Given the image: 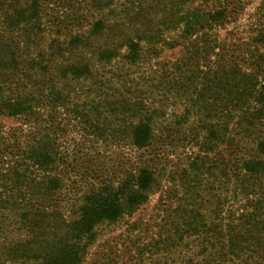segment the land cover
Here are the masks:
<instances>
[{
    "label": "trees",
    "instance_id": "1",
    "mask_svg": "<svg viewBox=\"0 0 264 264\" xmlns=\"http://www.w3.org/2000/svg\"><path fill=\"white\" fill-rule=\"evenodd\" d=\"M70 1L0 0V121L17 122L0 123V264H82L94 228L131 214L156 187L153 172L140 168L116 188L104 185L79 196L72 217L58 212L57 195L71 172V155L61 144L69 130L79 128L80 139L111 133L110 122L98 121L106 109L123 117L118 128L140 150L151 144L155 124L153 107L142 100L107 101L106 77L96 70L115 58L120 40L126 49L121 60L137 65L140 33H124L119 16L131 26L143 10L114 13L112 0H88L89 14L110 9L83 27L88 18L76 16L80 7L66 13ZM246 3L222 0L213 10H174L165 17L179 29L184 50L172 65L171 89L185 111L170 138L193 117L189 139L205 154L191 158L189 171L178 175L176 206L164 208V237L154 242L176 264H264V6L242 29L237 22ZM233 24L223 38L211 34ZM81 83L89 85L80 100L82 89L73 86ZM213 168L219 186L210 199L216 201L195 204L200 172L210 178Z\"/></svg>",
    "mask_w": 264,
    "mask_h": 264
},
{
    "label": "rangeland",
    "instance_id": "2",
    "mask_svg": "<svg viewBox=\"0 0 264 264\" xmlns=\"http://www.w3.org/2000/svg\"><path fill=\"white\" fill-rule=\"evenodd\" d=\"M87 1L71 0L66 10L70 15L73 8L80 7L81 11L76 10L78 13L76 16L88 18V22L81 21L83 27H88L90 24L87 23H92L100 15L109 13L108 9H110L105 8L103 12L93 11L89 14L86 8ZM177 1L180 5L174 6ZM221 1L112 0L111 8L114 13L122 11L123 8L131 11L136 10L135 8L143 10V15L132 20L134 25L131 26L119 16L124 33L127 32L132 38H136V33H140L138 40L141 58L136 66L126 65L120 57L126 52L120 44L123 40H120L121 42L114 44L115 58L109 64L97 66L96 70H100L106 77L104 97L107 101L128 96L130 100L139 99L153 107L151 108L155 113L153 139L145 149L133 148L121 132L124 129L118 128L120 121L124 120L123 117L116 114L112 116L106 112V109L105 112L99 110L98 121L100 124L110 122L111 133L106 130L107 132L98 138L80 139L82 133L79 128L74 127L69 130L61 139V144L63 150L71 155V159L67 160L71 172L64 182L65 191L57 195L60 201L58 212H61L65 219L72 217V210L77 209L75 205L79 196L104 185L116 188L126 176L136 175L140 168H148L153 172L156 187L149 193L147 201L135 208L131 214L124 215L113 223H104L94 228L95 236L86 248L82 264H176L178 262H171L175 260L174 256L168 258L158 253L154 248V242L160 235L164 237L163 231L159 228L166 215L163 212L164 208L170 205L173 208L176 206L174 200L179 194L174 185L178 183V175L184 168L189 171L188 164L191 158L195 155L202 157L205 154L200 152L189 139L197 124L193 117L188 119L187 124L175 130L176 135L174 132L170 138L176 117L183 115L185 111V104L174 100V92L171 89L172 65L184 57V50L181 39L178 38L179 29L175 30L167 25L165 17L174 10L179 13H185L191 8L213 10ZM106 3L107 1H104V4ZM66 4L65 2L64 5ZM260 5L264 6V0H247L237 25L244 29L252 20L250 16ZM73 28L75 30L72 33H75L78 27L74 25ZM233 28L234 24L227 26L225 30L214 29L211 34L223 38L225 32ZM164 41L174 43V48L173 45H165ZM160 77H164L163 81L166 80L167 84L161 82ZM88 85L81 83L73 86L75 91L82 89L80 100L85 97L84 92ZM0 123L5 127L17 126L14 120H2ZM114 125L117 132L113 130ZM214 155L215 153H211L210 157L215 158ZM203 165V169H206L205 162ZM217 173V169H211L208 178L205 171L204 175L202 173L203 176L200 172L201 186L195 190L199 200L195 204H199L200 199H210L212 194L217 195L219 186ZM210 187L213 190L209 194L207 189ZM202 188H206V191H202ZM63 193H66L67 197L62 196ZM210 201L215 203L216 200L213 198ZM205 207H208V204ZM16 235L12 233L13 237Z\"/></svg>",
    "mask_w": 264,
    "mask_h": 264
}]
</instances>
